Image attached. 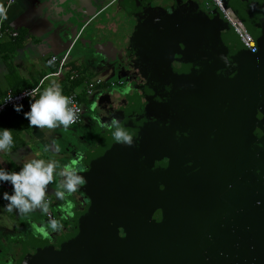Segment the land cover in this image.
Returning <instances> with one entry per match:
<instances>
[{
	"label": "flooded vegetation",
	"instance_id": "1",
	"mask_svg": "<svg viewBox=\"0 0 264 264\" xmlns=\"http://www.w3.org/2000/svg\"><path fill=\"white\" fill-rule=\"evenodd\" d=\"M140 1L142 7L135 4L136 11L127 8L130 17L120 11L119 22H115L116 10L111 7L110 35L103 32L98 59L87 62L85 56L94 50L74 45L81 55L80 62L102 79L99 87L104 95L110 91L111 120L117 106L116 93L128 86L127 94H119L125 102L120 104V113L129 119L125 127L131 131L139 125L146 129L150 128L149 124L156 125L149 132L153 140L145 141L146 146L151 147L148 156L146 152L139 155L136 152L133 157L132 148L124 146L126 160L130 162L128 167L134 171L129 179L125 172H114L116 167L111 164V172L118 177L120 185L111 183V198L105 205L88 214L84 202L75 218L63 223L67 235L78 242L86 238L92 241L78 246L80 259L77 264L146 262L145 230L156 228L162 235L171 230L165 224L163 192L171 191L178 196L185 189L186 178L199 172L196 163L199 148L192 146L195 137L188 119L193 108L187 105L199 108L206 103H223V99L227 101L231 97L224 94V88L233 93L242 92L245 90L242 81L256 72V59L246 52L230 23L209 0H194L200 3L198 8L191 0H170L166 4L160 0ZM221 1L255 43H264V0H247L244 4L242 0ZM211 11L220 15L216 24L209 20ZM85 38L91 39L90 35ZM172 40L173 50L162 55L164 51L160 46L167 43L169 46ZM202 87L214 90L213 93L204 90V100L199 96L200 91L195 92ZM196 95L199 100H189ZM177 96L179 100L174 99ZM257 98L258 103L263 99L261 94ZM103 99L98 105L106 107ZM232 102L238 103V96ZM74 130L78 133L72 145H82L85 140L105 132V125L90 121L83 110L82 123ZM114 144L111 130V162L116 156ZM52 204L50 201V208ZM55 206L51 213L59 220L57 203ZM46 221L44 217V224ZM12 249L0 244V264H34L35 260L31 259L34 249L27 252L21 251L20 246L15 252ZM39 261L47 264L42 258Z\"/></svg>",
	"mask_w": 264,
	"mask_h": 264
},
{
	"label": "water",
	"instance_id": "2",
	"mask_svg": "<svg viewBox=\"0 0 264 264\" xmlns=\"http://www.w3.org/2000/svg\"><path fill=\"white\" fill-rule=\"evenodd\" d=\"M169 1L160 0L163 4ZM191 1L196 8L199 7L200 3ZM246 2L242 0L243 4ZM135 4L142 7L140 0H113L112 4L111 0H34L31 9L35 18L47 23L63 50L67 51L75 44L85 50L93 49L92 54L85 56L87 62H92L101 56L98 50L102 47L103 32L109 33L111 7L116 10L115 22H119V12L130 17L127 8L136 11ZM208 14L211 23H218L220 15L213 11ZM79 32L80 38L76 40ZM88 35L90 40L85 38ZM89 42L91 45H86ZM172 43L173 40L169 46L168 43L160 46L159 49L164 51L162 55L173 50ZM256 44L258 51L254 54L243 46L256 59V72L242 81L245 90L233 93L224 88V94L231 97L227 101L223 99V103H206L199 108L186 104L187 108H193L188 119L195 137L192 146L199 148L196 153L199 172L186 178L185 189L178 196L171 191L163 192L165 224L171 230L163 235L157 233L156 228L145 230L148 245L144 248L146 262L143 264H264V43L257 41ZM78 58H81L80 54ZM129 89L126 86L119 94H127ZM204 90L203 87L195 90L200 91L202 100ZM206 91L214 92L210 88ZM109 92L100 96L94 107L88 110L90 121L95 124H110ZM119 94L116 93L117 106L112 117L119 119L125 127V121L129 119L120 113V104L125 102ZM259 94L263 98L260 103L257 102ZM235 96H238V103L232 102ZM102 98L106 100V107L98 105ZM174 99L179 100L178 96ZM192 99L199 100L198 95L189 100ZM133 113L138 115L135 111ZM149 125L150 128L156 127ZM150 128L147 130L140 125L131 131L126 128L134 137L135 146L130 147L133 157L136 152L137 155L144 152L149 155L151 147L146 146L145 141L153 140ZM114 145L116 156L111 162V130L105 126V132L85 140L82 145L69 146L58 154L57 161L61 164L76 160L74 166L85 177L84 185L69 198L73 205L71 209L56 199L57 215L62 224L74 219L84 202L90 214L111 198V183L120 185L118 177L111 172L112 163L116 167L114 172L127 173V179L134 173L128 167L130 162L126 160L124 146L116 142ZM59 179L56 177L57 184ZM104 208L105 212L109 211L107 206ZM43 224L23 231L20 250L34 249L31 253L34 264H41V258L47 264H77L80 259L78 246L92 241L86 238L78 242L67 235L65 225L60 232L44 236L39 231Z\"/></svg>",
	"mask_w": 264,
	"mask_h": 264
},
{
	"label": "crops",
	"instance_id": "3",
	"mask_svg": "<svg viewBox=\"0 0 264 264\" xmlns=\"http://www.w3.org/2000/svg\"><path fill=\"white\" fill-rule=\"evenodd\" d=\"M5 2L6 0H0V7ZM33 2L34 0H17L8 9V26L18 33V37L16 40L5 39L0 44V89L3 95L7 91L19 93L37 86L44 76L55 70V67H48L46 61L53 56L61 57L68 51L63 50L64 48L59 44L57 37L50 33L47 23L32 15ZM75 48L76 46L71 49L68 66L69 69L81 73L82 81H79L80 83L75 88L80 94L84 114L90 120L88 110L94 107L104 92L98 86L95 87L92 96L85 95L83 87L86 82L99 77L93 70L80 62L77 51L73 54ZM63 80H57L62 88L64 87ZM51 81L47 83V86ZM63 93L66 96L69 93L66 87L63 89ZM23 106L24 111H28L29 101H26ZM0 128L12 129L14 140V146L10 151L0 152V168L17 171L22 166L24 159L43 158L57 161L58 154L73 144L72 139L76 138L78 133L74 127H69L66 130L62 127L53 130L29 127L23 113L18 114L13 109L0 117ZM51 139L56 140L60 151L58 153L54 151L41 152L42 146L49 143ZM37 152H41L39 157H36ZM56 184L55 178L54 184L49 185V190L54 189ZM47 199L52 201L50 211L54 212L56 197L51 195ZM5 204L6 201L2 199V192H0V244L13 248L12 250L15 252L20 246L23 231L43 224L45 216L37 211L30 216L20 217L15 211H5Z\"/></svg>",
	"mask_w": 264,
	"mask_h": 264
},
{
	"label": "clouds",
	"instance_id": "4",
	"mask_svg": "<svg viewBox=\"0 0 264 264\" xmlns=\"http://www.w3.org/2000/svg\"><path fill=\"white\" fill-rule=\"evenodd\" d=\"M4 9L0 8V14ZM3 19H7L3 15ZM54 63L53 60L49 64ZM37 89L25 91L22 96L29 99V110L24 111L23 104H14L15 112L23 113V117L28 121V126L37 129H68L79 119L80 112L72 99L63 93V88L56 80H52L46 88L39 91ZM112 130V137L117 144L134 147V137L126 127L116 117H113L109 123L105 124ZM14 146L12 129L0 128V152L10 151ZM60 151L55 139L41 148V152L48 153ZM36 153V157L41 155ZM79 159H83L79 156ZM23 159V158H22ZM76 160L61 164L56 160H46L43 158L24 159L19 170H9L0 168V185L9 184L11 192L2 193V199L6 201L4 210L7 212L15 211L20 217L30 216L37 211L48 219L44 225L39 228L44 236L51 232H60L63 224L54 218L50 213V201L47 197L54 195L57 200L63 202L67 209L72 208V202L69 199L85 183V177L80 175L79 170L74 166ZM59 177V183L55 188L49 190V185L54 184L55 178ZM231 187V185L229 186ZM259 204V202H257Z\"/></svg>",
	"mask_w": 264,
	"mask_h": 264
},
{
	"label": "built area",
	"instance_id": "5",
	"mask_svg": "<svg viewBox=\"0 0 264 264\" xmlns=\"http://www.w3.org/2000/svg\"><path fill=\"white\" fill-rule=\"evenodd\" d=\"M17 0H6L4 5H2L0 8L4 9L3 14H0V44L5 39L10 40H16L18 37V33L11 29L8 26L7 19H3V15L7 16L8 9L16 3ZM211 3L219 9L222 16L225 20H227L234 31L236 32L237 36L240 38L243 46L250 51L251 53H256L258 51L257 44L252 39V37L246 32L244 27L240 24L238 19L233 15L230 9H227L223 6V3L221 0H211ZM82 32V30H81ZM81 32H79L76 40L80 38ZM75 40V41H76ZM72 47L61 57L53 56L49 58L46 61V64L48 67H55V70L48 73L46 76H44L37 86L31 89H27L24 91H21L19 93H13L12 91H7L4 95L1 92L0 89V117H2L5 113L13 109L14 104H24L26 101H29L28 98L23 97L22 94L25 91L37 89L39 91H42L44 88L47 87V83L51 80H63V89L66 87L69 93L67 94L68 97H70L73 101V103L79 107L80 112L78 113L79 119L70 127H76L82 123L83 120V105L80 101V94L76 91L75 84L81 80V73L69 69V59H70V52ZM54 63L49 64L50 60H53ZM63 78V79H62ZM60 81V82H61ZM102 82V79L96 78L92 81L86 82V84L83 87L84 93L86 96H92L94 93L95 87H98ZM59 83V82H58ZM39 91H37L36 96L39 95ZM11 192V186L7 183L0 185V192ZM49 200V199H48ZM51 213V211H50ZM52 215V213H51ZM53 216V215H52ZM47 219L48 217L45 216Z\"/></svg>",
	"mask_w": 264,
	"mask_h": 264
},
{
	"label": "rangeland",
	"instance_id": "6",
	"mask_svg": "<svg viewBox=\"0 0 264 264\" xmlns=\"http://www.w3.org/2000/svg\"><path fill=\"white\" fill-rule=\"evenodd\" d=\"M209 1L211 2V0H209ZM216 11H217V10H216ZM76 49H77V48H75V50L73 51V52H74L73 54H75V53H76Z\"/></svg>",
	"mask_w": 264,
	"mask_h": 264
},
{
	"label": "trees",
	"instance_id": "7",
	"mask_svg": "<svg viewBox=\"0 0 264 264\" xmlns=\"http://www.w3.org/2000/svg\"><path fill=\"white\" fill-rule=\"evenodd\" d=\"M82 80H80V82H81ZM79 81L75 84V86H77L79 83H80Z\"/></svg>",
	"mask_w": 264,
	"mask_h": 264
}]
</instances>
